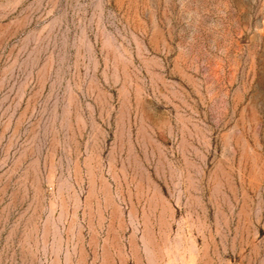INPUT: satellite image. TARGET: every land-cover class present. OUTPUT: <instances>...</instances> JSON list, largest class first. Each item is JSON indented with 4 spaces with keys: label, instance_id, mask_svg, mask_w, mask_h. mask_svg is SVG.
Instances as JSON below:
<instances>
[{
    "label": "rangeland",
    "instance_id": "obj_1",
    "mask_svg": "<svg viewBox=\"0 0 264 264\" xmlns=\"http://www.w3.org/2000/svg\"><path fill=\"white\" fill-rule=\"evenodd\" d=\"M0 264H264V0H0Z\"/></svg>",
    "mask_w": 264,
    "mask_h": 264
}]
</instances>
